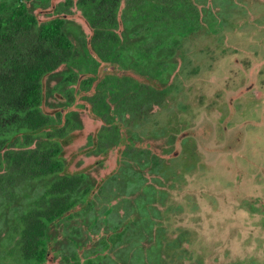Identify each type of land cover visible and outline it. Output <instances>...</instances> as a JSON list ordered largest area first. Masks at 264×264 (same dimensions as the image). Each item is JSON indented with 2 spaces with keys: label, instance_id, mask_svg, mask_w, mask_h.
<instances>
[{
  "label": "rangeland",
  "instance_id": "rangeland-1",
  "mask_svg": "<svg viewBox=\"0 0 264 264\" xmlns=\"http://www.w3.org/2000/svg\"><path fill=\"white\" fill-rule=\"evenodd\" d=\"M49 1L62 6L57 11L80 34V1ZM200 5V27L182 42L184 61L171 77V91L135 124L141 135L166 127L168 148L180 150L169 160L168 196L157 202L155 217L160 215L169 240L162 264H264V0ZM181 133L188 138L175 143ZM76 147L67 153L73 169L88 165L98 173L95 161L102 156ZM115 158L100 170L103 175L115 170ZM112 191L109 184L101 189L95 206L104 209L111 200L110 220L119 222V211L134 202L114 200ZM58 248L59 262L67 264L73 248L66 241Z\"/></svg>",
  "mask_w": 264,
  "mask_h": 264
},
{
  "label": "flooded vegetation",
  "instance_id": "flooded-vegetation-1",
  "mask_svg": "<svg viewBox=\"0 0 264 264\" xmlns=\"http://www.w3.org/2000/svg\"><path fill=\"white\" fill-rule=\"evenodd\" d=\"M13 1L0 0V17L5 26L11 23L12 19L16 18L13 16V13H16L18 7L13 5V13L10 10ZM128 1H115L116 8L125 12L128 11L129 6L135 8L140 4V0H130L131 5H129ZM200 1L202 0L141 1V3L145 2L151 5V8H154L155 4L160 3L166 6L177 4L186 5L190 9L192 7L195 8L193 11V19H195L194 28L192 30L189 29L187 32L184 29V33L178 35L181 45L174 48L171 65L170 58L167 59L169 60V70L166 71L164 79L158 78L154 73L146 77L142 73H139L137 65L123 63L119 58H112L110 60L102 58L99 51L90 45V38L93 36L92 25L88 16L84 15L80 7L78 8L81 9L82 12L80 13L82 14L77 17L82 22H77L79 24L78 32H80V36L78 37L74 31H70L68 25L70 19L68 15L57 11L59 10L58 7L62 8V6L52 5V2L49 0L44 2L23 0L22 3L26 4L23 10V6L18 3L20 8H22V13L34 15L33 17L38 20L39 24L49 21L57 15L65 17L68 25L67 32L75 47L69 52L70 61L68 68L70 72L66 79H63L62 76L55 78L51 75H47L44 78V101L41 103L40 108L52 115L56 122H58L53 127L60 129L54 131L49 136H51L53 142L56 140L61 142L62 152L60 156L65 164V173H83L88 178H95L99 184L98 189L94 191L95 193L92 196L90 193L86 196V200L81 203L82 206H77L75 210L67 213V215L71 214L70 218L64 217L66 223H64L65 227H62V231L71 232L73 228L79 229L81 234L78 233L77 239L80 241L82 247L90 249L92 242L90 237L96 232L91 227L90 209L87 203L91 198L95 203V197L108 184L113 187L112 193L115 195L112 197H114V200L121 201L125 199L127 202L129 200H133L134 202V204L130 202L129 207L119 211L120 222H123V226L130 220V216L135 217V223L131 222V228L128 232L131 243L136 242L137 237H141L137 241L138 244H142V246L153 245L157 240L155 239V234L161 227L164 232V237L161 240L162 245L165 246L169 242L165 238L166 227L163 221L160 220V215L155 217L157 211L149 206L151 209H148L147 214L146 211H143L140 207L138 208V201L136 202V200H153L155 198L157 202L163 203L169 192L167 188L170 183V174L168 173L170 172L168 170L169 160L173 161V159H177L180 155V150L178 148H168L170 138L166 127L156 128V133L149 132L147 135H141L140 131L135 128V124H138L140 118L152 112L160 102L165 100V95L171 91L173 87V84L170 83L171 77H176L180 69L179 63L184 61V56L181 52L182 42L185 37L192 35L201 24L202 10ZM104 3L107 6L114 2L105 1ZM118 11L120 12V10ZM148 21L150 24L155 23L154 19L148 18ZM137 36H139V33L136 32L133 37ZM4 44L6 46L4 47L3 45V48H0V55L3 56L0 60L6 62L4 69L9 71V52L11 50L9 43L4 42ZM168 52H170V49H168ZM151 59L153 60V58ZM144 84H148L151 87L150 94H145ZM155 88L161 90V93L156 94ZM167 101L168 98H166ZM85 131L84 136H87V143L86 140L84 143L85 138L81 139ZM43 133L44 131L42 130L30 132L31 138H22L23 134L18 133L20 141L23 139L25 142L11 143L12 140L8 138L1 151L0 201L3 202V208L0 207L1 264H11L13 262L10 250L16 244V238L19 239L18 232L26 223L28 206L34 199L40 200L39 198L47 187V180L41 176V143L43 139H47V135ZM185 138H188L187 133H181L175 139V143L177 141L181 144ZM27 139L31 141L29 144L26 143ZM155 139H162L161 144L157 143ZM82 145L85 146L83 150L86 149L87 152H90L93 149L92 152L102 156V158L95 161V165H97V169L95 170L98 173L101 169L109 166L108 163L111 160L109 158L112 154L116 157L114 160L115 170L107 175H103L100 172L101 174L97 176L98 173L94 172L92 174V170L87 169L88 165L79 169H73L71 160L67 157L68 148H75L77 146L76 150H78ZM178 146L181 148L180 145ZM28 149L36 151L34 171L26 168L28 161H15L11 159V150L21 151L22 155H24V152H27ZM161 149L163 150L162 155L160 154ZM13 161L20 164V167L23 168L22 173H14ZM152 203L155 204L154 202ZM108 209L109 212H107ZM114 209L115 206L111 200L106 204L104 209L95 206V210L99 215V223L102 221V226L106 225L105 220H107V215L109 213L110 216L113 215ZM75 212H82V214L78 215ZM148 218L151 219V222ZM161 221L162 223L156 224V222ZM58 223L60 221L50 226V233L53 234L58 230ZM150 231H152V234ZM77 239L75 238V240ZM52 244H57V240H52ZM79 251L82 250L79 249ZM59 258H54L53 260L58 259L57 264H61L59 262L61 259L59 260ZM53 260L51 264H53Z\"/></svg>",
  "mask_w": 264,
  "mask_h": 264
},
{
  "label": "trees",
  "instance_id": "trees-1",
  "mask_svg": "<svg viewBox=\"0 0 264 264\" xmlns=\"http://www.w3.org/2000/svg\"><path fill=\"white\" fill-rule=\"evenodd\" d=\"M79 1V7L82 8L84 15L88 16L92 25L93 36L90 38V45L99 51L105 60L119 58L123 63L137 65L139 73L146 77L154 73L158 78H165L164 75L169 70L168 61L170 60V65L172 62V52L175 47L181 45L178 35L184 33V29L186 32L192 30L195 24L193 19L195 8L192 7L191 10L186 5L166 6L160 3L151 8V5L141 3L140 0L138 7L129 6L128 11L123 12L116 8L115 1L119 0ZM103 1L114 3L106 6ZM22 2L23 0H14L11 4L12 13L13 5L18 8L16 13H13L16 18L6 24L7 26L0 17V48H3V45L5 47L4 42H7L11 50L9 71L4 69L6 62L0 60V157L8 138L12 140L11 143H23L25 141L23 139L20 141L18 133L23 134L22 138H31L30 132L44 131L47 139H43L41 143V176L47 180V187L40 200L34 199L28 206L26 223L18 232L19 239L16 238V244L10 250L13 261L11 264H51L54 258L61 257L63 251L58 247L65 241L73 248L66 259L67 264H162L161 250L164 247L161 243L164 237L162 227L157 231L158 236L155 234L157 240L153 245L138 244L137 241L141 237H137L136 242L131 243L128 232L131 222L135 223V217L130 216V220L123 226V222L110 220L109 213L105 220L106 225L102 226L92 198L87 203L91 227L99 229L95 230V236L90 237L92 241L90 249L80 245L77 239L78 233L81 234L79 229L73 228L71 232L62 231L66 223L64 217L71 215L67 213L75 210L77 206H82L81 203L86 200V196L89 193L92 196L99 184L95 178H88L83 173H65V164L60 156L61 142L58 140L53 142L49 136L60 129L53 127L58 122L40 108L44 101V78L51 75L66 79L70 72L69 52L75 47L67 32V21L65 17L57 15L39 24L34 15L22 13V8L18 4L20 3L24 10L26 4ZM148 18L154 19L155 23L150 24ZM136 32L139 36L133 37ZM0 58L3 56L0 55ZM168 58L170 59L167 60ZM143 87L145 94L151 93L152 89L148 84H144ZM154 91L156 94L161 93V90L156 88ZM30 142V139H27L26 143ZM35 153V150L28 149L22 155L21 151L11 150V159L28 161L26 168L34 171ZM15 161L14 173L20 174L23 168ZM137 201L138 208L147 214L148 209L158 210L155 198ZM0 207L3 208L1 201ZM75 214L79 215L82 212ZM148 220L151 222V219ZM58 221H60L58 230L50 233V226ZM158 223L162 221L156 222ZM150 233L152 234V231ZM52 240H57V244H52Z\"/></svg>",
  "mask_w": 264,
  "mask_h": 264
}]
</instances>
